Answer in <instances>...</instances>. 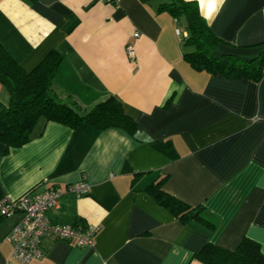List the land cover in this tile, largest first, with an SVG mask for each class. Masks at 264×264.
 Here are the masks:
<instances>
[{
    "label": "crops",
    "instance_id": "0c3cea01",
    "mask_svg": "<svg viewBox=\"0 0 264 264\" xmlns=\"http://www.w3.org/2000/svg\"><path fill=\"white\" fill-rule=\"evenodd\" d=\"M185 1L220 40L215 57L264 52V0ZM165 2L0 0V43L23 71L56 51L59 100L87 111L113 96L137 128L130 135L40 120L28 143L0 144V199L84 180L87 194L63 196L48 215L100 227L92 247L44 238V257L27 264H203L194 255L204 245L234 250L244 238L264 253V76L194 70L184 58L186 17L160 9ZM8 101L0 84V102ZM156 174L166 177L164 192L201 206L215 227L181 223L135 188ZM16 219L0 220V264H20L4 240Z\"/></svg>",
    "mask_w": 264,
    "mask_h": 264
},
{
    "label": "trees",
    "instance_id": "16d2710c",
    "mask_svg": "<svg viewBox=\"0 0 264 264\" xmlns=\"http://www.w3.org/2000/svg\"><path fill=\"white\" fill-rule=\"evenodd\" d=\"M29 1L35 3L38 0ZM160 9H167L174 16L185 15L189 34L184 40V58L194 70L221 74L228 79L259 81L264 76V52L250 60L234 55H213L220 40L201 17L194 2L166 0ZM61 60V55L52 51L26 73L0 43V84L9 95L6 105L0 102V144L6 149L21 147L33 139L40 120L62 124L72 130L84 123L97 131L117 128L130 135L136 132V123L113 96L99 101L87 111L59 100L52 92L51 84ZM165 179L156 174L148 180H139L135 188L151 195L181 223H196L212 230L215 220L201 206L192 207L164 192ZM194 257L203 264H264L260 245L249 238L242 239L234 250L206 244Z\"/></svg>",
    "mask_w": 264,
    "mask_h": 264
},
{
    "label": "built area",
    "instance_id": "2783aa9c",
    "mask_svg": "<svg viewBox=\"0 0 264 264\" xmlns=\"http://www.w3.org/2000/svg\"><path fill=\"white\" fill-rule=\"evenodd\" d=\"M101 3H116L118 0H98ZM176 29V34L180 35ZM135 38L139 33H134ZM129 54L132 46H127ZM90 191V185L82 180L65 186H50L40 194L26 193L18 199H0V217H16V222L5 235L4 240L12 248V258L20 264L44 257L41 242L51 237L56 240L72 242L79 248L92 247L94 237L100 227L90 223L58 224L48 213L57 210L60 198L67 194L80 197Z\"/></svg>",
    "mask_w": 264,
    "mask_h": 264
},
{
    "label": "clouds",
    "instance_id": "9594fccd",
    "mask_svg": "<svg viewBox=\"0 0 264 264\" xmlns=\"http://www.w3.org/2000/svg\"><path fill=\"white\" fill-rule=\"evenodd\" d=\"M216 2V0H212V3L214 4ZM220 2L222 3V0H220Z\"/></svg>",
    "mask_w": 264,
    "mask_h": 264
},
{
    "label": "bare ground",
    "instance_id": "6f19581e",
    "mask_svg": "<svg viewBox=\"0 0 264 264\" xmlns=\"http://www.w3.org/2000/svg\"><path fill=\"white\" fill-rule=\"evenodd\" d=\"M98 1V0H97ZM99 2V1H98ZM101 3V2H100Z\"/></svg>",
    "mask_w": 264,
    "mask_h": 264
}]
</instances>
